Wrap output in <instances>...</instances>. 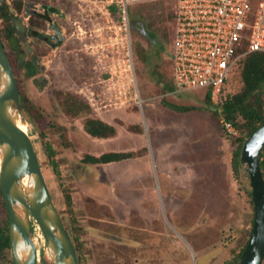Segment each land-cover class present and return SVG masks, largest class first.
<instances>
[{"label":"rangeland","instance_id":"rangeland-1","mask_svg":"<svg viewBox=\"0 0 264 264\" xmlns=\"http://www.w3.org/2000/svg\"><path fill=\"white\" fill-rule=\"evenodd\" d=\"M5 1L22 19L31 51L18 32L15 47L8 46L0 19L6 49L11 58L35 62L34 74L21 67L15 75L35 114L23 111L28 136L69 236L78 242L80 264L234 262L254 216L247 173L231 167L236 142L220 121L221 98L241 89L239 64L211 102L206 88L176 92L175 0L129 2L128 37L117 9L108 13L100 0ZM259 1L250 0L252 16ZM46 6L56 11L47 14ZM131 22L148 37L133 33ZM70 97L87 110L66 112ZM87 117L113 125L114 136L87 134ZM43 142L55 152L58 175ZM107 151L134 156L82 162L86 154ZM63 190L71 195V213ZM4 218L0 209V223ZM32 227L36 235L33 220ZM39 237L33 240L38 264H53ZM6 253L1 264L11 260L10 249Z\"/></svg>","mask_w":264,"mask_h":264},{"label":"water","instance_id":"water-1","mask_svg":"<svg viewBox=\"0 0 264 264\" xmlns=\"http://www.w3.org/2000/svg\"><path fill=\"white\" fill-rule=\"evenodd\" d=\"M14 23L25 50L30 53L29 42L23 37L22 19ZM26 123L15 73L0 37V190L8 217L12 264H38L30 217L41 228L53 264H80L33 143L20 129ZM263 147L264 123L245 138L240 149L239 170L244 168L249 179L254 216L250 235L234 264H262L264 259V178L259 163Z\"/></svg>","mask_w":264,"mask_h":264},{"label":"built area","instance_id":"built-area-1","mask_svg":"<svg viewBox=\"0 0 264 264\" xmlns=\"http://www.w3.org/2000/svg\"><path fill=\"white\" fill-rule=\"evenodd\" d=\"M100 1L108 13L110 7L117 9L128 37L127 4L152 0ZM250 9V0H175L176 92L206 88L215 98L240 58L250 52L264 53V0L259 1L253 16ZM220 121L228 134L237 135L230 123L222 117ZM261 171L264 178V161Z\"/></svg>","mask_w":264,"mask_h":264},{"label":"trees","instance_id":"trees-1","mask_svg":"<svg viewBox=\"0 0 264 264\" xmlns=\"http://www.w3.org/2000/svg\"><path fill=\"white\" fill-rule=\"evenodd\" d=\"M14 1L16 2V0ZM14 8L17 9L16 6H14ZM45 10L46 12H50L53 11L54 9L50 6H46ZM110 10L112 11V7H110ZM0 19L4 22L3 36L7 39L8 46L14 48L15 47L14 44L18 41V38L15 37L14 35L17 32L14 23L16 20V16L14 15L13 12L10 11L9 5L6 3L5 0H0ZM131 24H132L131 29L133 33L140 34L142 37H148V34L143 29L140 30V28H137L134 22H131ZM34 33L37 34V32ZM0 37L2 43L4 44L1 34ZM7 54L9 56L10 63L15 75H17L16 68H21V67H24L29 75L34 74L35 62L30 60L23 62L22 58L17 57V54H15V56L12 58L8 51ZM238 64L240 69L239 71L240 78L242 82L241 89L236 93L221 98V102H220V114L222 115V118L226 122L230 123L236 129L237 133H240L239 135L233 136L236 142V147L232 151V156H231V167L233 169V172H235L237 175L239 174V156L243 141L260 124L264 123V99H263L264 90L261 89L262 85L264 84V53L257 51L247 53L246 55H244L242 58L239 59ZM16 81L18 82V76L16 77ZM205 97L208 102H211L212 95L209 89H207ZM63 105L66 112L73 115H78L81 112H85L87 110V105L81 103L75 97H70V99L67 98V100L65 98ZM21 106L23 108V111L29 116V118L30 115L31 117L35 118V114L32 111L33 107H31L28 99L24 94H21ZM83 128L87 134L96 138L112 137L114 136L116 131L113 125L104 122L101 119L90 118V117H87L85 119L83 123ZM60 129L62 131V135L65 136V129L63 127H60ZM43 146H44V150L47 152V156L49 157V162L55 174L58 175L57 164L54 158V153H55L54 150L46 142H43ZM133 156L134 154L131 151H107L101 153L98 156L86 154L82 158V162L90 163V164H106L110 162L129 159L132 158ZM263 161H264V147L262 148L259 154V163L261 168H263ZM63 192H64V201L65 204L67 205L68 212L71 213L72 212L71 195L65 190H63ZM0 209L5 215L4 220L0 223V260H1L2 258L6 257L7 255L6 251L10 249L8 217L6 214L5 202L1 190H0ZM251 222H253V219L251 220ZM38 229L41 232V229L39 227ZM35 238L36 235H33V240H35ZM73 243L76 251H78L77 240L73 239ZM245 244L246 242L243 244L240 251L237 253L236 257L232 259V261L234 260V262H232L231 264L235 263L238 260ZM7 264H12L11 260H9Z\"/></svg>","mask_w":264,"mask_h":264},{"label":"bare ground","instance_id":"bare-ground-1","mask_svg":"<svg viewBox=\"0 0 264 264\" xmlns=\"http://www.w3.org/2000/svg\"><path fill=\"white\" fill-rule=\"evenodd\" d=\"M20 129H21V131L24 133V134H26V135H28V132H27V124H21L20 125ZM30 220H31V222H32V220L33 221H35L32 217H30ZM36 222V221H35ZM36 224L38 225V227L40 228V226H39V224L36 222ZM41 229V228H40ZM39 232L40 231H36V235H37V241H38V243L40 242V237H39ZM41 233H42V231H41ZM32 241H33V235H32ZM33 245H34V243H33ZM38 261H41V259L40 258H38L37 259V262Z\"/></svg>","mask_w":264,"mask_h":264},{"label":"flooded vegetation","instance_id":"flooded-vegetation-1","mask_svg":"<svg viewBox=\"0 0 264 264\" xmlns=\"http://www.w3.org/2000/svg\"><path fill=\"white\" fill-rule=\"evenodd\" d=\"M44 8V10L46 9V7H43ZM53 8V7H52ZM54 9V8H53ZM46 11V10H45ZM56 10L54 9L53 11H50V12H55ZM50 12H47V14L48 13H50ZM18 32V31H17ZM19 34V33H18ZM35 34V33H34ZM36 35H38V36H41L44 40H47L48 39V37H46V36H43V35H40L39 33H37ZM20 36V35H19ZM23 37L25 38V31H24V34H23Z\"/></svg>","mask_w":264,"mask_h":264}]
</instances>
